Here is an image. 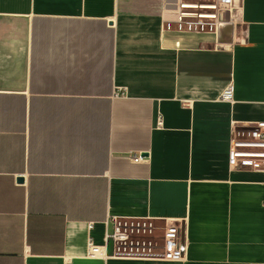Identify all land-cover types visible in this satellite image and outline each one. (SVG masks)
I'll list each match as a JSON object with an SVG mask.
<instances>
[{
	"label": "crops",
	"instance_id": "0c3cea01",
	"mask_svg": "<svg viewBox=\"0 0 264 264\" xmlns=\"http://www.w3.org/2000/svg\"><path fill=\"white\" fill-rule=\"evenodd\" d=\"M174 2L0 0V264H264V157L229 165L264 122V0L205 32Z\"/></svg>",
	"mask_w": 264,
	"mask_h": 264
},
{
	"label": "built area",
	"instance_id": "2783aa9c",
	"mask_svg": "<svg viewBox=\"0 0 264 264\" xmlns=\"http://www.w3.org/2000/svg\"><path fill=\"white\" fill-rule=\"evenodd\" d=\"M235 0H175L174 18L168 22V29L176 28L181 32H205L215 28L216 31L223 24V16L230 17ZM116 96H119L117 89ZM220 101L233 103L234 86L228 85L220 95ZM250 131L246 139L234 140L230 151L229 165L234 169L238 163L242 165L251 164L246 158L251 155L264 157V122L250 125ZM254 149L259 152H242L237 149ZM134 161H143L142 157H135ZM183 227L181 224L171 225L166 232V257L180 260L182 257V245L180 243ZM112 238L115 241L124 240V233L120 228H115ZM100 253V247L94 245L90 240L88 243V255L96 257Z\"/></svg>",
	"mask_w": 264,
	"mask_h": 264
},
{
	"label": "water",
	"instance_id": "95a60500",
	"mask_svg": "<svg viewBox=\"0 0 264 264\" xmlns=\"http://www.w3.org/2000/svg\"><path fill=\"white\" fill-rule=\"evenodd\" d=\"M221 28V26L219 27V29ZM22 180V179H21Z\"/></svg>",
	"mask_w": 264,
	"mask_h": 264
}]
</instances>
